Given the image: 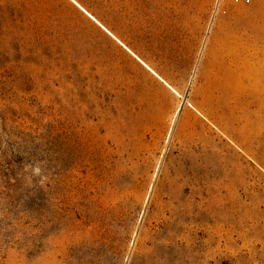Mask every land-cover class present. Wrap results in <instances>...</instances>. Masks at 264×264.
Masks as SVG:
<instances>
[{"label":"rangeland","instance_id":"1","mask_svg":"<svg viewBox=\"0 0 264 264\" xmlns=\"http://www.w3.org/2000/svg\"><path fill=\"white\" fill-rule=\"evenodd\" d=\"M0 264H264V0H0Z\"/></svg>","mask_w":264,"mask_h":264},{"label":"bare ground","instance_id":"2","mask_svg":"<svg viewBox=\"0 0 264 264\" xmlns=\"http://www.w3.org/2000/svg\"><path fill=\"white\" fill-rule=\"evenodd\" d=\"M245 47H246V55H245V60L248 64L250 65H254L256 63V60H257V53H256V50H255V46H254V43L252 40H249L245 43ZM250 77L247 78V80L249 79ZM182 101H183V98H182ZM179 215V212L176 208V205L173 206L172 210H171V216L173 218H176L178 217Z\"/></svg>","mask_w":264,"mask_h":264},{"label":"water","instance_id":"3","mask_svg":"<svg viewBox=\"0 0 264 264\" xmlns=\"http://www.w3.org/2000/svg\"><path fill=\"white\" fill-rule=\"evenodd\" d=\"M186 102V96L184 97V99H183V104Z\"/></svg>","mask_w":264,"mask_h":264}]
</instances>
